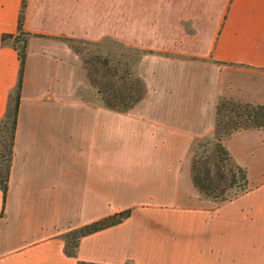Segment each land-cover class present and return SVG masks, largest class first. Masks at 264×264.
<instances>
[{
  "label": "crops",
  "instance_id": "crops-1",
  "mask_svg": "<svg viewBox=\"0 0 264 264\" xmlns=\"http://www.w3.org/2000/svg\"><path fill=\"white\" fill-rule=\"evenodd\" d=\"M20 1L0 0V119L19 71ZM21 32L0 264H264V128L224 140L247 190L214 201L189 171L219 98L264 105V0H25ZM107 37L145 50L144 93L124 111L85 102L94 89L70 41ZM127 207L63 252L65 230Z\"/></svg>",
  "mask_w": 264,
  "mask_h": 264
},
{
  "label": "trees",
  "instance_id": "trees-1",
  "mask_svg": "<svg viewBox=\"0 0 264 264\" xmlns=\"http://www.w3.org/2000/svg\"><path fill=\"white\" fill-rule=\"evenodd\" d=\"M25 0L20 1L14 42L19 59V71L14 90L12 108L0 119V190L4 199L8 171L11 161V147L16 120V105L24 59V38L21 32ZM9 34H2V39ZM73 42V39H70ZM73 45V44H72ZM79 52V49L74 46ZM88 82L96 88L101 103L114 110L124 111L136 103L144 93L142 79L135 75L127 58L111 60L98 53L82 56ZM264 128V105L235 100L231 97L219 98L214 105L213 146L209 152L192 153L190 179L196 190L214 201H222L236 196L249 188L246 170L236 164L224 146V140L236 129ZM130 208L115 210L89 222L65 230L62 233L63 252L74 256L80 237L93 231L120 222L128 216ZM75 264H109L87 260H76ZM122 264H131L126 261Z\"/></svg>",
  "mask_w": 264,
  "mask_h": 264
},
{
  "label": "rangeland",
  "instance_id": "rangeland-1",
  "mask_svg": "<svg viewBox=\"0 0 264 264\" xmlns=\"http://www.w3.org/2000/svg\"><path fill=\"white\" fill-rule=\"evenodd\" d=\"M72 44L79 49V53L82 56L88 57V56H91V54L98 53L100 55L107 56L109 59L113 61L116 59L127 58L134 74L140 77V72L138 69V62H139V58L142 52H144L145 50L142 51L140 48L136 49L135 47L127 46L119 39L108 38V37L102 38L98 41L86 40V39H76V40H73ZM92 88L94 89V95H89L86 93L85 102H92V103L100 102L96 88L93 86ZM74 114H75L74 112H70V120L74 118L73 116ZM79 114H81V112H79ZM89 114H91V121H92L93 115L95 114L96 116L98 113H97V110H94V107L93 108L91 107L90 110L85 109L84 110L85 120L88 119ZM101 118L105 120L108 119L106 115L103 116L102 114H101ZM213 141H214L213 136H206V137L200 138L194 144L193 152H196L197 154H201V153L203 154V153L209 152L212 149ZM123 145L124 143H114L113 141L106 142L107 149H113V148L118 149L119 147H121L122 149Z\"/></svg>",
  "mask_w": 264,
  "mask_h": 264
}]
</instances>
